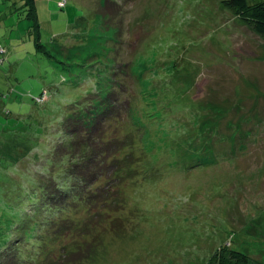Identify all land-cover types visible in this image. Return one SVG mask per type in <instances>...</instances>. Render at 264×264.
I'll list each match as a JSON object with an SVG mask.
<instances>
[{
	"label": "rangeland",
	"instance_id": "rangeland-1",
	"mask_svg": "<svg viewBox=\"0 0 264 264\" xmlns=\"http://www.w3.org/2000/svg\"><path fill=\"white\" fill-rule=\"evenodd\" d=\"M225 1L35 0L39 38L0 0V261L34 217L33 264L264 263V38Z\"/></svg>",
	"mask_w": 264,
	"mask_h": 264
},
{
	"label": "trees",
	"instance_id": "trees-1",
	"mask_svg": "<svg viewBox=\"0 0 264 264\" xmlns=\"http://www.w3.org/2000/svg\"><path fill=\"white\" fill-rule=\"evenodd\" d=\"M1 1H2V5L4 6L3 8H5L7 12L12 13V14L16 13V11L19 10V8H24V9L29 8V10H27L29 11V14H28L29 18H32L35 21V25L33 27L34 32H37V37L40 38V26L37 20L35 0H16L15 2L11 0L12 3H9L10 0H1ZM224 5L227 9H229L230 11H233L239 19L247 23L254 30L256 34L264 38V0H258L254 3L253 2L250 3L248 0H226L224 2ZM2 11H4V9ZM36 40L38 41V39ZM39 43L40 44L38 47L41 48L42 52L45 53L48 56V58H50V60H54L52 53L48 51L47 47L44 46L43 43L41 44V39ZM5 54H6V49L0 45V57ZM3 63L4 61L0 64H3ZM43 95L44 93H42V95H40L39 97L35 99L37 104L41 105L46 102V99L43 97ZM86 101L90 102L91 100H84L83 103L81 104L73 103L66 107L67 117L65 119L69 127H70V123H72V118L74 117V114L77 113V111L81 110L83 113H86L85 118L87 117L89 113L92 112L88 110L89 108H85V105L90 106V104H87ZM106 116H107V108L100 111V117L102 119H105ZM73 123H76V121L73 120ZM19 130L15 131V133H18V134L20 133L19 137H17L18 134L14 133L13 135L15 136H12V135L9 136V140L15 139V140H18L19 142L23 140V139H20V136L25 134L24 132L27 131V128L23 129V131L21 128ZM71 130L73 129H70V131ZM76 130L74 129L73 131L75 132ZM73 134L74 133H72L71 131L70 136H72ZM0 141H8V140L4 139ZM68 142L70 141L68 140ZM94 143H97L96 140L94 141L91 138V140H89L88 147H91L92 145H94ZM68 146H69L68 148L71 149L72 145L68 144ZM72 163H74V161ZM66 171H71V170H66ZM38 192L44 193L45 197L42 200L41 198L40 199L37 198V201L41 204V206L39 207L40 204L38 205V202L35 204L36 207H35V210L33 211V213L35 212L34 215H36L38 212L40 213V211H50V212L56 213L62 210L63 206H59L61 203L68 202V201L75 202L81 199V196L79 194H76V192H74V188L73 189L63 188L60 185H55L49 188L45 186H41L36 191V193ZM49 200L51 201V203H49ZM2 202L3 200H1L0 203ZM13 210H11L12 211L11 216H13ZM51 222L52 221L48 220V223H51ZM16 223L17 221L12 222V227H14ZM32 223H34V217L33 219H29L25 223H23L21 228H17V231L19 232L18 236L15 237L13 233L10 235L9 241L7 243L9 245H7V247H10L11 254L9 255V257L5 255L4 257L5 263L0 261V264H33L34 256L31 260H29L30 257H26L25 254L27 253L23 252V246L26 245L25 243L36 240L37 244H39L42 241L41 239L35 236L34 234L35 231L31 229V227H33ZM37 223L38 222H36V225ZM30 234L34 235V237H30ZM13 238L14 240H11ZM32 238L33 240L30 241ZM16 239H22L23 242H19V241L15 242ZM206 264H264V263L253 259L247 254L234 250L230 246L224 245L215 251V253L211 256V258L208 260Z\"/></svg>",
	"mask_w": 264,
	"mask_h": 264
}]
</instances>
